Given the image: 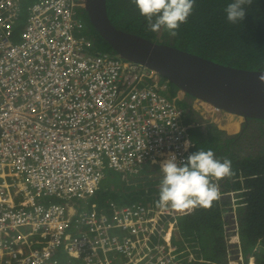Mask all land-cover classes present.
Masks as SVG:
<instances>
[{
	"label": "built area",
	"instance_id": "built-area-1",
	"mask_svg": "<svg viewBox=\"0 0 264 264\" xmlns=\"http://www.w3.org/2000/svg\"><path fill=\"white\" fill-rule=\"evenodd\" d=\"M23 1L0 0V264L195 260L171 242L176 217L193 209H172L161 224L141 203L90 209L74 200L92 197L106 169L136 176L173 152L183 163L194 146L190 129L200 125L179 104L187 95H172L155 70L99 49L84 32V0L24 9ZM186 103L206 124L245 122L198 98ZM14 176L24 190L10 189ZM150 232L166 242L150 243Z\"/></svg>",
	"mask_w": 264,
	"mask_h": 264
},
{
	"label": "trees",
	"instance_id": "trees-1",
	"mask_svg": "<svg viewBox=\"0 0 264 264\" xmlns=\"http://www.w3.org/2000/svg\"><path fill=\"white\" fill-rule=\"evenodd\" d=\"M35 1L38 0H24L23 9ZM229 2L196 0L188 22L181 25L178 36L171 37L164 28L158 32L151 31L134 0H107L109 16L120 29L224 64L264 70V0H253L250 6L246 5L248 15L235 25L226 19L225 8ZM81 15L84 32L95 45L118 55L93 28L85 9H82ZM21 23L24 26V22ZM171 87V93L175 95L179 89L172 83ZM183 103L189 120L200 123L190 130L194 141L190 154L211 149L217 158L231 160L232 174L219 181L211 178L218 185L219 193L209 208L195 207L190 213L176 217L172 244L184 257L195 255L196 259L186 260V264H229L231 258L230 264H239L234 261L239 251L243 261L247 254L246 264H264V145L259 151H251L249 144L244 146L242 141L251 121L261 123L264 120L251 119L243 127L229 131L216 124H204L200 115L186 101ZM154 166L148 163L138 174H146L138 178L145 182L126 184L127 181L121 179V182L113 184L114 188L103 186L91 197L90 206L88 198L79 202L80 208L88 204L90 209H104L108 207V200L119 205L141 203L148 207L153 217L161 218V224L172 219V208L157 205L160 189L157 185L162 180V173L161 178L150 179L151 168L160 170L158 165ZM149 235L150 243L166 242L158 233L150 232ZM238 237L239 242L236 241Z\"/></svg>",
	"mask_w": 264,
	"mask_h": 264
},
{
	"label": "water",
	"instance_id": "water-1",
	"mask_svg": "<svg viewBox=\"0 0 264 264\" xmlns=\"http://www.w3.org/2000/svg\"><path fill=\"white\" fill-rule=\"evenodd\" d=\"M89 20L121 57L167 78L179 90L230 113L264 120V70L246 69L116 27L107 0H84Z\"/></svg>",
	"mask_w": 264,
	"mask_h": 264
},
{
	"label": "clouds",
	"instance_id": "clouds-1",
	"mask_svg": "<svg viewBox=\"0 0 264 264\" xmlns=\"http://www.w3.org/2000/svg\"><path fill=\"white\" fill-rule=\"evenodd\" d=\"M134 3L151 31L158 32L164 28L171 37H176L181 25L186 24L192 15L196 0H134ZM252 3L253 0H230L225 8L227 21L234 25L244 21L248 15L246 5L250 6ZM261 79L264 80V76ZM191 147V140L186 139L185 151ZM179 160L173 152L159 162L162 180L157 205L178 210L209 208L219 193L218 185L211 178L219 181L229 177L232 174L231 160L217 158L211 149L191 153L183 163L178 162ZM168 233L170 237V230L165 236Z\"/></svg>",
	"mask_w": 264,
	"mask_h": 264
},
{
	"label": "rangeland",
	"instance_id": "rangeland-1",
	"mask_svg": "<svg viewBox=\"0 0 264 264\" xmlns=\"http://www.w3.org/2000/svg\"><path fill=\"white\" fill-rule=\"evenodd\" d=\"M99 48H101V47H99ZM192 99H193V97L187 95V100H192ZM179 104H182L184 106L183 102H179ZM244 121H245V119H244ZM244 123H246V122H244ZM244 123L241 124L240 126H237V127H229L227 130L235 131L239 127H243L242 125H244ZM246 133L247 134H245V137L242 140L244 142L243 145L247 146V144H249V146L251 148V151H259V150H261L262 146L264 145V122L260 123L259 121H251L250 122V128H248ZM154 167H156V166H154ZM150 170H153V173L150 174L151 175L150 179H152V178H156V179L161 178V176H160L161 175V171L160 170H157V168H151ZM144 175H146V174L144 173L142 175L125 176V177H123L122 174L120 172H118V171H115L113 169H106V178L100 184V188H103V186L114 188L113 184L121 182V179L127 181L126 184H130V183L134 182L137 185V184H140V182H145V180H143V179H138V178L145 177ZM14 178L18 182H16L13 185H11L10 189H12V190H14V189L24 190L23 187H22V184L19 182V181H23V177L14 176ZM108 182H109L110 185L107 184ZM144 186L147 187V188L149 187L148 185H144ZM158 187L160 188V182L157 185V188ZM136 188H138V187H136ZM74 200H75V204L77 205L81 201V198L74 199ZM90 201H92L91 197L89 198V203H88L89 206H90V203H91ZM167 237H169V233H168ZM228 239H229V235H228ZM236 241L237 242L240 241L239 237L236 239ZM239 252L241 253V251H239ZM231 256H232L231 253H229V258H231ZM244 256H245V259H246L247 254H245ZM189 257H191V255ZM245 259L243 261V258L241 259L238 256H236L234 258V261L239 263V264H244L245 263ZM231 261H232V258H231ZM249 264H252V263H249Z\"/></svg>",
	"mask_w": 264,
	"mask_h": 264
},
{
	"label": "crops",
	"instance_id": "crops-1",
	"mask_svg": "<svg viewBox=\"0 0 264 264\" xmlns=\"http://www.w3.org/2000/svg\"><path fill=\"white\" fill-rule=\"evenodd\" d=\"M187 101H189V100H187ZM204 124H206V123H204ZM195 128V127H194ZM192 129V128H191ZM190 129V130H191ZM222 129H225V127L224 128H222ZM193 255V254H192ZM237 256V255H236ZM237 259V258H236ZM231 262H230V259H229V264H230Z\"/></svg>",
	"mask_w": 264,
	"mask_h": 264
}]
</instances>
